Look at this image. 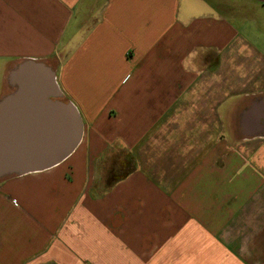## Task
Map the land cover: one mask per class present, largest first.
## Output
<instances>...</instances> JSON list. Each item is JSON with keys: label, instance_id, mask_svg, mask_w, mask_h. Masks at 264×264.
Masks as SVG:
<instances>
[{"label": "crops", "instance_id": "crops-1", "mask_svg": "<svg viewBox=\"0 0 264 264\" xmlns=\"http://www.w3.org/2000/svg\"><path fill=\"white\" fill-rule=\"evenodd\" d=\"M29 59L84 133L1 146L0 264H264V0H0V99Z\"/></svg>", "mask_w": 264, "mask_h": 264}, {"label": "water", "instance_id": "water-1", "mask_svg": "<svg viewBox=\"0 0 264 264\" xmlns=\"http://www.w3.org/2000/svg\"><path fill=\"white\" fill-rule=\"evenodd\" d=\"M8 78L13 89L0 99V151L2 145H14L17 139L24 149L31 140L42 161L36 170L65 160L80 144L84 125L77 106L61 98L54 71L43 61L29 59L13 67ZM29 111L37 112L31 128L27 127L31 116L19 115ZM6 123L8 132L4 130ZM9 160L0 158V178L29 171L13 172Z\"/></svg>", "mask_w": 264, "mask_h": 264}, {"label": "rangeland", "instance_id": "rangeland-1", "mask_svg": "<svg viewBox=\"0 0 264 264\" xmlns=\"http://www.w3.org/2000/svg\"><path fill=\"white\" fill-rule=\"evenodd\" d=\"M114 151V150H113ZM112 151V152H113ZM120 151H122L123 153H122V157H125V155H126V151L124 152V150H122V149H119L117 152H120ZM114 153V152H113ZM118 154L119 153H116V154H113V156H118ZM113 156H111V157H113ZM112 163H110L108 166H106V168H105V171L104 170H102V175H100L99 176V178H100V182H102V184L104 183V185H108V182H110L109 180H107L106 178L110 175V176H112V175H114L115 174V176L118 174V172H117V170L116 171H111L112 170V165H111ZM129 167H130V165H129Z\"/></svg>", "mask_w": 264, "mask_h": 264}, {"label": "built area", "instance_id": "built-area-1", "mask_svg": "<svg viewBox=\"0 0 264 264\" xmlns=\"http://www.w3.org/2000/svg\"><path fill=\"white\" fill-rule=\"evenodd\" d=\"M16 203V201H14Z\"/></svg>", "mask_w": 264, "mask_h": 264}]
</instances>
